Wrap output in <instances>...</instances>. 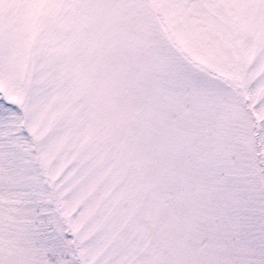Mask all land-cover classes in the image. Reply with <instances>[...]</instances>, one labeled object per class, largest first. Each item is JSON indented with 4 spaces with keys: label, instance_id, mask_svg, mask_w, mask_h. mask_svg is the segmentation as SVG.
Here are the masks:
<instances>
[{
    "label": "snow or ice",
    "instance_id": "6c2138e0",
    "mask_svg": "<svg viewBox=\"0 0 264 264\" xmlns=\"http://www.w3.org/2000/svg\"><path fill=\"white\" fill-rule=\"evenodd\" d=\"M0 264H264V0H0Z\"/></svg>",
    "mask_w": 264,
    "mask_h": 264
}]
</instances>
